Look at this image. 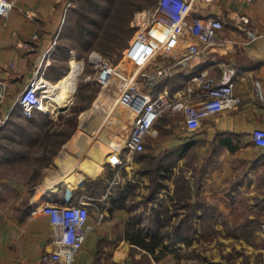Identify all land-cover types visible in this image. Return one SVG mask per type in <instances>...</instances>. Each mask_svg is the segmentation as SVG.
Listing matches in <instances>:
<instances>
[{
	"label": "crops",
	"instance_id": "obj_1",
	"mask_svg": "<svg viewBox=\"0 0 264 264\" xmlns=\"http://www.w3.org/2000/svg\"><path fill=\"white\" fill-rule=\"evenodd\" d=\"M75 6L76 0H15L10 13L0 18V80L6 84L2 110L10 118L16 112L25 118L17 97L37 72L53 86L69 71L68 62L57 67L58 43ZM195 8L194 15L221 20V36L229 42L204 50L190 70H181L156 91L177 98L193 84L197 92L195 76L219 80L229 67L242 103L208 116L196 129L187 126L182 113H164L154 125L157 133L148 137L147 174L135 175V205L124 193L91 196L93 184L106 179L101 168L108 161L101 154L95 175L81 168L77 174L72 158L55 159L57 171L39 177L34 186L32 173H13L22 158L0 159V264H42L43 255L57 249L43 206L77 203L85 196L94 200L88 235L74 264H189L181 251L199 243L247 249L238 262L217 255L201 264L264 263V237L252 227L253 221L264 222V147L254 141V132L264 131V0H195ZM193 40L181 41L176 52ZM129 117L132 126L131 111ZM150 221L167 233L177 227L195 230V240L188 244L165 234L148 252L135 238ZM206 228L213 239L199 242ZM162 247L163 256L157 258Z\"/></svg>",
	"mask_w": 264,
	"mask_h": 264
},
{
	"label": "built area",
	"instance_id": "obj_2",
	"mask_svg": "<svg viewBox=\"0 0 264 264\" xmlns=\"http://www.w3.org/2000/svg\"><path fill=\"white\" fill-rule=\"evenodd\" d=\"M14 6L15 0H0V18L6 17ZM195 11V0H157L148 19L137 32L135 44L141 46L140 44L145 43L157 54L150 59L153 65L141 69L135 76L119 74L127 83L119 96V103L133 113L134 119L124 145L112 148L107 153V161L112 166L121 168L134 154L145 151L149 135L157 133L154 128L156 121L167 111L182 113L187 126L196 129L208 116L233 109L242 103V98L235 90L234 71L229 67L219 80L195 76L193 81L200 88L197 92L193 84L177 98H169L165 93L156 91L181 70H190L192 63L204 50L229 42L221 36L224 27L221 20L213 16L194 15ZM187 37H192L193 42L185 50L176 52L178 45ZM94 57L99 58V62L94 61L95 63L101 62L99 55L93 54L92 59ZM117 73V70L105 63L98 81L107 86ZM46 86L42 74L37 72L18 94L16 104L25 118H32L37 111L55 113L50 105L48 107L49 99L44 93L48 88ZM5 88V82L0 80V131L11 117V113H4L2 110L6 99ZM254 141L264 147V131H255ZM93 200L85 196L77 203H46L43 206V212L49 216L53 227L52 235L57 249L45 253L42 264H74L76 254L88 235L86 222L89 205ZM260 231L264 237V222Z\"/></svg>",
	"mask_w": 264,
	"mask_h": 264
},
{
	"label": "rangeland",
	"instance_id": "obj_3",
	"mask_svg": "<svg viewBox=\"0 0 264 264\" xmlns=\"http://www.w3.org/2000/svg\"><path fill=\"white\" fill-rule=\"evenodd\" d=\"M101 1L102 4L107 3L106 0ZM156 1L115 0L113 7L114 9L120 7L119 11L115 14L111 22H107L108 20H105V18L101 20V28L95 29L101 38L92 41V44L87 47L81 46L75 41L71 42L73 38H76L74 34V27H77L76 6L71 10V22L69 21L70 24H66L64 34L59 41V44H65V42L70 44L71 50L68 60L62 63L64 68L68 62L69 71L55 85L48 87L45 91L55 92L66 82L71 81L75 88V95L69 102L62 103L58 106L51 102L49 105L55 113L47 114L40 111V113L45 114L54 121L57 120L59 114L62 115V121L67 126L63 129L69 133L71 132V134L58 135L57 130H59V126L56 127L55 125L52 127L53 131L49 136H45V129L39 130V141L31 144L29 142L19 143L20 137L18 134L14 137L15 140L11 138L1 140L4 144L6 143V145L12 147L13 150H20L24 154L23 161L13 166V170H15L13 173H19L17 174L18 177H26L28 173H32L33 178L31 179L30 185L34 186L39 177L42 176L45 178L57 171L58 167L55 165V159H58L59 162V160L72 158L76 164L77 174L79 172L81 173L82 169L87 174L95 175L100 170V160L102 157L103 159H107V153L112 149L111 145L120 144L118 148L124 145L130 133L131 118L129 117V109L119 103V96L127 86L126 81L119 74L125 73L129 77H133L141 69L153 65L150 59L155 57L157 53L145 43L140 44L141 46L139 44L136 45L135 36L148 19L150 11ZM115 22L118 26H115ZM93 54L101 57L100 63L97 64L94 62L92 59ZM105 63L111 65L118 71V75L114 76L111 83L107 86L102 85L98 81L101 68ZM79 108L85 109L76 116L77 120L74 124L72 123L73 121L70 122L72 120L70 117H74ZM18 119V115H15L13 121L9 120V125L6 127V130L8 129L10 134L13 131L15 122L19 121ZM9 132L7 133L9 134ZM45 145L49 146L52 150L57 149L56 153L54 155L52 154L51 160L45 159L43 156ZM88 148L90 150H87ZM76 149L77 151L75 152L74 150ZM2 153L0 150V155ZM100 154L103 156L97 157ZM146 156L147 144L142 154H134L121 168L114 167L108 162L102 164L101 170L106 176L105 181H103L104 184L102 183V188L106 184V191H122L125 197L129 198L130 205H135V175L146 176V174L143 175L140 173L141 170L147 167ZM141 158V163L135 168L136 162L141 160ZM66 166L69 167V165L64 164V167ZM102 192L99 188L95 190L96 194ZM262 223L254 221L252 227L260 230ZM148 227L150 229L157 227L156 229L164 235L167 233L163 229H159L160 226H155V223L152 221H150ZM213 236V233L209 232L206 228V230L199 234L198 241H209L213 239ZM255 239L257 243H260V238L256 237ZM244 250L247 251V249L242 247L227 249L222 246L215 247L199 243L197 246H186L181 252L182 256L189 261V264H201L212 260L217 255H231V259L234 260L235 258V262H238L243 256Z\"/></svg>",
	"mask_w": 264,
	"mask_h": 264
},
{
	"label": "trees",
	"instance_id": "obj_4",
	"mask_svg": "<svg viewBox=\"0 0 264 264\" xmlns=\"http://www.w3.org/2000/svg\"><path fill=\"white\" fill-rule=\"evenodd\" d=\"M107 3L102 4L101 0H76V13H77V27H74V34L76 38H73L71 42H78L81 46L87 47L88 45L92 44V41H95L101 37L98 36L95 29L101 28L102 19L105 18V20H108L107 22H111L115 14L119 11L120 7L114 9L113 4L115 0H106ZM157 2V1H156ZM117 3V2H116ZM156 4V3H155ZM155 6V5H154ZM78 7V9H77ZM118 18V17H117ZM116 23V22H115ZM120 24V21H119ZM115 26H118L116 23ZM118 29V27H116ZM115 39V38H114ZM112 39V40H114ZM70 44L66 43H58V52H59V63L57 64L58 68H63L62 63L63 61L68 60V56L70 55ZM85 108H79L74 117L70 122L74 123L77 120V115L83 111ZM18 115V120L16 121L13 126V131L10 132L8 129L6 130V127L9 125V123L1 129L0 131V150L3 152L0 155V159H20L23 158L24 154L20 150H13L12 147L9 145L4 144L2 141L6 138H11L15 140V136L18 134L20 137L19 143L25 142V143H34L39 141V130L45 129V136H49L50 133H52L54 127L56 125L59 126L57 130L58 135H70L71 132L65 131L66 124L62 121V115H58V118L56 121L52 120L50 117H47L45 114L40 113V111L36 112L35 115L32 118H23L21 114L15 113L13 114V118H10L11 121L14 120V116ZM12 117V116H11ZM68 118V117H66ZM75 118V119H74ZM10 121V122H11ZM69 123V122H68ZM63 131H62V130ZM61 130V131H60ZM9 132V134L7 133ZM8 134V135H7ZM56 134V133H55ZM2 140V141H1ZM146 149V148H145ZM57 150V149H56ZM56 150H52L49 148V146L45 145V148L43 149V156L45 159L51 160L52 154L54 155L56 153ZM51 152V154H49ZM144 152V151H143ZM141 152L140 154H142ZM50 155V156H49ZM141 174H147V168L143 169ZM105 181L104 179H101L97 183L93 184V188L91 190V196H96L95 193L96 189H101L103 192L106 191V184L102 188V183ZM104 184V183H103ZM153 192H155V188H153ZM115 193H123L121 192H115ZM190 219V218H189ZM187 220V224L190 222ZM254 222V221H253ZM252 222V223H253ZM189 227V226H188ZM196 231L193 230H185L180 231L178 227L173 230L171 233H166L167 236L171 238V240L178 241V240H185L188 244H191L194 240ZM135 241L145 250L148 252H154L156 250V247L162 242L165 235L161 234L156 227L150 229V228H141L138 234H136ZM149 238L147 240L146 238ZM164 247H162L160 254L157 255V258L160 257L163 254ZM206 261V260H205ZM211 264V263H210Z\"/></svg>",
	"mask_w": 264,
	"mask_h": 264
},
{
	"label": "bare ground",
	"instance_id": "obj_5",
	"mask_svg": "<svg viewBox=\"0 0 264 264\" xmlns=\"http://www.w3.org/2000/svg\"><path fill=\"white\" fill-rule=\"evenodd\" d=\"M93 59L95 62H99L98 57H94ZM46 87H51V86L47 85ZM44 93H45V97L49 99L48 100V107H49V104L51 102L58 106L62 103L69 102L74 97L75 88H74V85L72 84V82L69 81V82H66L59 90H57L55 92H51V91L47 90ZM44 108H45V106H44Z\"/></svg>",
	"mask_w": 264,
	"mask_h": 264
}]
</instances>
